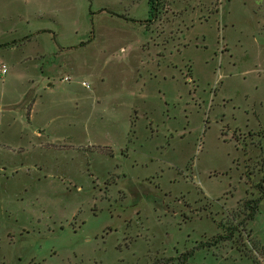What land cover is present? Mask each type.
<instances>
[{"label": "rangeland", "instance_id": "rangeland-1", "mask_svg": "<svg viewBox=\"0 0 264 264\" xmlns=\"http://www.w3.org/2000/svg\"><path fill=\"white\" fill-rule=\"evenodd\" d=\"M262 193L264 0H0V264H264Z\"/></svg>", "mask_w": 264, "mask_h": 264}, {"label": "trees", "instance_id": "trees-1", "mask_svg": "<svg viewBox=\"0 0 264 264\" xmlns=\"http://www.w3.org/2000/svg\"><path fill=\"white\" fill-rule=\"evenodd\" d=\"M263 183L259 184V188L261 190ZM262 196H260L258 199H249L246 201H243V208H244V212H245V216L247 220H252L255 218V216L258 213L259 210V204L261 199L263 198V193L261 194ZM233 230V229H232ZM233 235H229V236H225V235H219L216 237V239L214 240V242H210L211 246H213L212 244H217L218 242L221 241H227V240H231ZM193 253L194 251L191 250L185 254H183L180 259H178L180 261V264H187V259L193 257Z\"/></svg>", "mask_w": 264, "mask_h": 264}, {"label": "built area", "instance_id": "built-area-1", "mask_svg": "<svg viewBox=\"0 0 264 264\" xmlns=\"http://www.w3.org/2000/svg\"><path fill=\"white\" fill-rule=\"evenodd\" d=\"M3 72L6 73V69H4ZM64 81H69V78L66 77ZM82 86L89 88V86L85 82H82Z\"/></svg>", "mask_w": 264, "mask_h": 264}]
</instances>
